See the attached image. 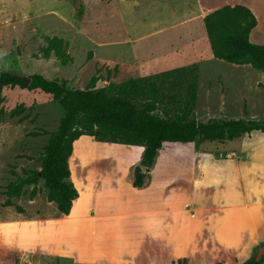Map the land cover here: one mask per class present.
<instances>
[{
	"label": "rangeland",
	"instance_id": "374dc122",
	"mask_svg": "<svg viewBox=\"0 0 264 264\" xmlns=\"http://www.w3.org/2000/svg\"><path fill=\"white\" fill-rule=\"evenodd\" d=\"M195 4V0H0V65L22 78L32 73L56 78L70 89L85 88L93 76L98 78L97 87H105L196 65L199 89L191 118L264 122V75L249 64L229 63L212 54L203 21L210 9L188 14ZM44 35L62 38L63 52L52 51L46 57L49 42ZM0 96L4 97L0 107L5 108L0 122V255L18 249L20 264H79L53 253L55 243L42 234L40 222L61 215L48 200L43 180L33 199V186L14 199L23 212L4 206L2 193L15 179L12 170L23 174L41 169L40 155L49 135L33 133L56 130L66 111L40 89L5 86ZM163 108L174 114L185 105ZM13 110L18 114L12 116ZM143 151L140 145L88 135L76 141L69 165L80 197L73 210H132L189 200L198 211L188 260L155 264L255 260L264 246V133L225 142L198 138L186 144L166 143L147 172L141 164ZM135 166L151 176L141 191L129 181ZM261 259L264 264V253Z\"/></svg>",
	"mask_w": 264,
	"mask_h": 264
},
{
	"label": "trees",
	"instance_id": "16d2710c",
	"mask_svg": "<svg viewBox=\"0 0 264 264\" xmlns=\"http://www.w3.org/2000/svg\"><path fill=\"white\" fill-rule=\"evenodd\" d=\"M203 21L216 58L238 65L249 64L264 74V44L250 39L258 20L248 6L226 4L207 13ZM44 36L49 42L44 48L46 57L52 51L63 52L66 43L62 38ZM197 70L196 65L176 68L154 76L110 83L105 87H97L98 78L93 76L85 88L70 89L56 78L41 73L22 78L3 70L0 65V92L5 86L40 89L52 95L66 111L56 130L33 133L49 135L40 155L41 169L23 170V174L12 170L15 179L2 191L6 196L4 206H15L18 212H23L14 199L20 198L27 186H33L30 192L33 199L40 180H43L48 200L56 204L61 214H70L79 192L71 178L69 159L76 141L84 135L143 146L141 164L146 168L152 166L158 150L166 143L186 144L198 138L225 142L243 135L253 137L264 133L262 121L211 116L207 121L198 122L191 118L199 89ZM3 101L4 97L0 96V103ZM176 103H183L185 108L174 114L163 108V104ZM4 114L5 108L1 106L0 122ZM17 114V110L11 113L12 116ZM150 179L151 176L140 166L133 167L129 176L131 184L138 188L148 184ZM188 258L182 257L178 261L181 263ZM21 259V250L10 249L0 255V264H20ZM262 261L252 260L246 264H262Z\"/></svg>",
	"mask_w": 264,
	"mask_h": 264
},
{
	"label": "crops",
	"instance_id": "0c3cea01",
	"mask_svg": "<svg viewBox=\"0 0 264 264\" xmlns=\"http://www.w3.org/2000/svg\"><path fill=\"white\" fill-rule=\"evenodd\" d=\"M195 2L194 10L187 9L188 14H196L199 9H210L211 12L226 4L248 6L258 20L250 39L264 44V0ZM132 187L141 191L147 185ZM73 209L74 205L69 215L42 220L40 227L44 238L55 243L53 253L71 257L79 264H155L187 257L193 249L198 210L189 200L160 207L140 206L132 210L89 208L75 212Z\"/></svg>",
	"mask_w": 264,
	"mask_h": 264
},
{
	"label": "water",
	"instance_id": "95a60500",
	"mask_svg": "<svg viewBox=\"0 0 264 264\" xmlns=\"http://www.w3.org/2000/svg\"><path fill=\"white\" fill-rule=\"evenodd\" d=\"M150 168L149 167H146V172L149 170ZM39 175H41V173H39ZM263 253H264V246H262L260 249H259V252L257 254V257L255 258V261H260L262 256H263Z\"/></svg>",
	"mask_w": 264,
	"mask_h": 264
},
{
	"label": "bare ground",
	"instance_id": "6f19581e",
	"mask_svg": "<svg viewBox=\"0 0 264 264\" xmlns=\"http://www.w3.org/2000/svg\"><path fill=\"white\" fill-rule=\"evenodd\" d=\"M67 215H69V214H67Z\"/></svg>",
	"mask_w": 264,
	"mask_h": 264
}]
</instances>
